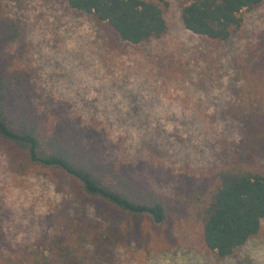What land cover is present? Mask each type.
Instances as JSON below:
<instances>
[{"label":"rangeland","instance_id":"1","mask_svg":"<svg viewBox=\"0 0 264 264\" xmlns=\"http://www.w3.org/2000/svg\"><path fill=\"white\" fill-rule=\"evenodd\" d=\"M168 2L165 35L132 45L64 0L6 1L22 33L0 47V69L25 70L32 80L25 101L97 137L162 198L167 219L156 228L110 213L47 169L12 173L0 146V251L44 248L90 224L100 235L92 244L99 264H264V220L259 235L219 257L188 223L186 207L217 166L247 156L229 115L239 70L257 55L264 60V0L241 12V30L224 41L187 30L183 0ZM257 162L264 168V154Z\"/></svg>","mask_w":264,"mask_h":264},{"label":"trees","instance_id":"2","mask_svg":"<svg viewBox=\"0 0 264 264\" xmlns=\"http://www.w3.org/2000/svg\"><path fill=\"white\" fill-rule=\"evenodd\" d=\"M6 1L0 0V47L15 43L22 33ZM64 1L128 44L160 39L168 29V0ZM262 1L183 0L180 18L190 32L209 41H224L241 30V12ZM260 59V55L249 59L239 70L240 82L229 115L240 129L247 156L222 162L211 180L186 200L188 223L199 230L206 248L219 257L232 255L259 235L264 220V168L257 162L264 154V60ZM31 88L25 70L0 69V146L8 170L47 169L63 174L74 182L81 198L110 213L162 226L167 219L162 198L127 174L122 161L105 154L89 131L60 115L48 117L25 101ZM99 237L90 224L75 226L65 238L53 239L44 248L0 251V264H99L100 252L92 246ZM108 262L112 264V258Z\"/></svg>","mask_w":264,"mask_h":264}]
</instances>
